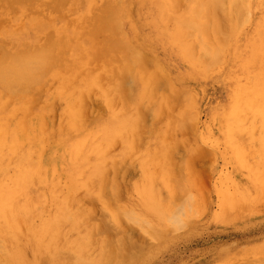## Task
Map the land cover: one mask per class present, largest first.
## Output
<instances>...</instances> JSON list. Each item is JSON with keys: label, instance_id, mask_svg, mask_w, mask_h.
<instances>
[{"label": "bare ground", "instance_id": "1", "mask_svg": "<svg viewBox=\"0 0 264 264\" xmlns=\"http://www.w3.org/2000/svg\"><path fill=\"white\" fill-rule=\"evenodd\" d=\"M124 1L0 0V264H123L139 250L122 220L169 219L158 175L143 177L124 206L115 176L133 156L146 169L167 159L172 132L196 101L176 67L199 84L227 82L210 111L215 140L234 149L239 164L256 150L264 163V0H138L146 6L133 21ZM141 37L165 54L150 57L149 68ZM128 62L129 97L116 87ZM160 77L170 84L166 96L154 86ZM92 97L105 116L91 114ZM154 101L156 113L165 108L176 119L141 138L138 112ZM247 143L253 148L243 150ZM46 251L51 257L41 258ZM231 264H264V253Z\"/></svg>", "mask_w": 264, "mask_h": 264}, {"label": "rangeland", "instance_id": "2", "mask_svg": "<svg viewBox=\"0 0 264 264\" xmlns=\"http://www.w3.org/2000/svg\"><path fill=\"white\" fill-rule=\"evenodd\" d=\"M145 4V1L125 0V18L133 21L135 12L141 11ZM71 14L72 11L67 12L69 17ZM138 33L136 40L141 36V30ZM138 43L146 68L151 65L150 57L157 60L165 57L164 52L151 40L141 37ZM229 59V56L224 58ZM134 68L128 62L121 65L118 72L121 73L116 87L128 97L130 94L127 90L132 86ZM179 70V67L175 68L183 79L178 83L188 86L195 93L196 101L187 111L186 125L172 132L167 159L160 165L153 162L146 169L139 157L133 156L116 170L118 204L124 206L135 201L136 186L144 180L143 177L152 173L158 175L154 179V185L159 188L158 195L171 204L169 219L164 222L154 221L139 226L131 220H122V226L129 230L127 235L130 234L128 237L133 241V250H139L138 253L135 250L133 258L123 264H231L237 259L259 257L264 253V163H260L261 155L257 150L253 153L257 157L251 154L250 158L243 154L246 158L243 156L240 159L243 164H239L241 162H237L239 159L235 158L234 149L221 140H215L211 131L213 122L210 121V111L220 100L227 82L210 79L199 84L192 74L179 73ZM169 85L165 77L154 81L157 92L162 96L169 94ZM100 102L97 97H92L87 107L92 115L103 117L105 109L101 108ZM155 106L156 101L141 105L138 112L141 138L154 134L151 129L154 124L164 129L166 124L176 119V115L165 108L156 113ZM52 107L53 117L58 118L60 103L55 100ZM249 145V148L244 146L243 150L253 148ZM103 207L102 202H95V212L100 213ZM25 254L27 259L32 258L33 252L28 246ZM46 255H49V251L40 257H51Z\"/></svg>", "mask_w": 264, "mask_h": 264}]
</instances>
